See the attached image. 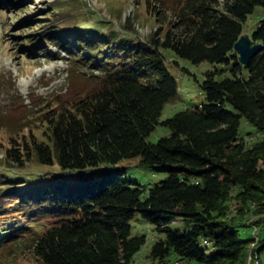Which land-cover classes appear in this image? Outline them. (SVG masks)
Returning <instances> with one entry per match:
<instances>
[{
	"label": "trees",
	"instance_id": "trees-1",
	"mask_svg": "<svg viewBox=\"0 0 264 264\" xmlns=\"http://www.w3.org/2000/svg\"><path fill=\"white\" fill-rule=\"evenodd\" d=\"M145 2L158 20L171 16L165 32L160 27L145 42L51 23L37 35V46L48 39L66 55L65 91L28 105L12 95L0 105V128L15 135L3 160L10 168L55 160L62 171L81 173L73 181L54 174V184L23 193L6 192L11 182L0 176V263L25 248L39 264H130L145 243L130 236L137 214L164 234L149 252L157 264L171 255L185 264H245L250 239L240 236L244 225L226 222L225 204L238 188L240 205L264 206V19L250 36L261 49L246 66L233 46L264 0ZM163 50L213 68L200 85L204 103L160 120L177 95ZM241 119L262 137L249 148L238 138ZM39 126L46 140L32 135ZM156 126L170 135L151 143ZM133 157L167 176L147 189L124 178L116 164ZM34 214L47 218L44 225ZM25 218L36 225L16 227ZM178 219L186 231L168 229ZM258 247L260 260L264 236Z\"/></svg>",
	"mask_w": 264,
	"mask_h": 264
},
{
	"label": "rangeland",
	"instance_id": "rangeland-1",
	"mask_svg": "<svg viewBox=\"0 0 264 264\" xmlns=\"http://www.w3.org/2000/svg\"><path fill=\"white\" fill-rule=\"evenodd\" d=\"M146 0H0V105H8L10 96L18 95L25 104L29 99L40 97L47 99L56 92L65 91L68 64L66 55L48 39L40 40L37 46V35H42L49 23L71 33L74 29H86L89 32H116L120 36L145 42L160 27L163 34L171 16L159 20L146 5ZM264 19V8L256 7L242 24V35L251 36L259 21ZM75 25V26H73ZM73 26V27H72ZM51 29V28H50ZM57 31L60 29L53 28ZM78 34V33H77ZM80 34V32H79ZM31 38H34L33 43ZM30 40V42H29ZM42 47V48H41ZM44 47V48H43ZM45 49L47 51H45ZM165 57V67L174 78L177 85V95L167 103L161 113L160 120L172 117L184 109H191L204 103L200 85L204 73L213 68L207 62L192 64L188 60L179 58L171 50L162 51ZM57 54L59 58L54 55ZM62 57V58H61ZM64 58V59H63ZM62 59V60H61ZM24 130L21 133H27ZM30 132V131H29ZM46 128H36L32 135L38 141L45 139ZM170 130L163 126H156L148 136V141L156 143L158 139L168 137ZM11 136L9 129L0 128V176L11 183L3 185L6 192L23 193L32 187L54 184V174H61L66 179L75 180L80 170L62 171L56 161L46 166L35 161L26 163L23 168L8 167L3 160L4 151L9 147ZM21 135H18L19 137ZM238 138L243 140L249 148L262 139L255 133L244 119H241ZM139 157L122 159L116 167L124 169V178L136 182L146 189L151 188L165 179V173L154 172L150 168L139 166ZM16 181H20L16 183ZM238 188L230 192V199L225 204V220L240 227L241 238L250 239L245 253V264H264V254L258 259L259 241L264 236V206L249 204L240 205L235 199ZM13 218H19V213L7 212ZM34 218L38 216L34 214ZM46 217H39L44 225ZM23 223L16 227L35 226L32 220L22 219ZM37 221V220H36ZM12 222V221H11ZM42 229V227H40ZM8 227L3 228V231ZM170 230L186 231L187 223L178 219L168 225ZM6 234L5 232H3ZM2 234V235H4ZM130 236L144 237L145 243L135 254L130 264H157L149 257L154 241L163 238L164 234L155 230V226L141 219L137 214L130 221ZM203 247V246H202ZM211 251H208V254ZM0 264H39L27 249H19ZM166 264H185L176 255H171Z\"/></svg>",
	"mask_w": 264,
	"mask_h": 264
},
{
	"label": "water",
	"instance_id": "water-1",
	"mask_svg": "<svg viewBox=\"0 0 264 264\" xmlns=\"http://www.w3.org/2000/svg\"><path fill=\"white\" fill-rule=\"evenodd\" d=\"M237 54L238 62L246 66L250 59L260 51V44H253L251 38L247 35H241L233 46Z\"/></svg>",
	"mask_w": 264,
	"mask_h": 264
}]
</instances>
